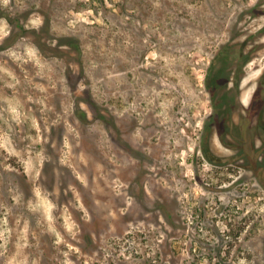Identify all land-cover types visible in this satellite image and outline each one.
I'll return each instance as SVG.
<instances>
[{
  "label": "rangeland",
  "instance_id": "1",
  "mask_svg": "<svg viewBox=\"0 0 264 264\" xmlns=\"http://www.w3.org/2000/svg\"><path fill=\"white\" fill-rule=\"evenodd\" d=\"M245 39L246 106L264 0H0V264H264V146L209 92Z\"/></svg>",
  "mask_w": 264,
  "mask_h": 264
},
{
  "label": "flooded vegetation",
  "instance_id": "2",
  "mask_svg": "<svg viewBox=\"0 0 264 264\" xmlns=\"http://www.w3.org/2000/svg\"><path fill=\"white\" fill-rule=\"evenodd\" d=\"M249 36L251 37L253 35L251 34ZM248 45H249L248 39H245L243 40L240 47L236 48L235 45L230 47L229 49L226 48V46H224V48L221 47L222 51L221 52L219 51V53H217L216 56H219L221 54L222 59L225 60L222 65H225L227 66L228 69L231 68L233 70H229V71L226 70L222 72L219 69L220 67L217 69L215 68L212 71L213 79L209 85V92L211 95V100L213 101V106L215 107V115L223 116L225 113L229 112L232 102H234L233 105H236L238 107L236 109L238 113L239 111H242L239 113L241 114L242 119L238 126L242 132V134H240L239 136L240 138H238L241 142L245 143V137H246L245 132L247 129L253 127V129H255L257 133L258 138L261 139V144L264 146V101L261 100L260 98L261 96L258 97L259 93L257 92L258 90L257 88L264 85V80L262 79L264 76V70L262 71V73H260V76H259V80H258L257 87L255 90V92L257 93H255L252 96V99L249 102V104L246 103V106H245V101H244L245 99L241 98L240 92H237V89H240L242 87L241 85L247 75H246L245 70L244 72L242 71L239 74L236 70L241 68L240 66L244 68L251 61V58L253 57V55L251 57L249 54L252 52L251 50L254 47L252 49L246 50ZM242 50L244 51V54L246 55V59H244V61L240 55L242 53ZM258 50H260V47ZM230 63H232L231 64L232 67H230L231 66ZM223 73L227 75L221 78L220 74H223ZM259 100H261L260 103L258 102ZM240 106L242 110H240ZM218 107H220L221 110H219ZM220 119H221L220 121L224 125L225 120L223 121L222 118ZM220 121L219 120L215 121L216 122L215 126H217V124L220 123ZM224 126H225V130L228 131L229 129L226 127L227 125H224Z\"/></svg>",
  "mask_w": 264,
  "mask_h": 264
},
{
  "label": "clouds",
  "instance_id": "3",
  "mask_svg": "<svg viewBox=\"0 0 264 264\" xmlns=\"http://www.w3.org/2000/svg\"><path fill=\"white\" fill-rule=\"evenodd\" d=\"M5 3H7V0H5ZM51 208V205H49V209ZM71 226L69 225V228H70Z\"/></svg>",
  "mask_w": 264,
  "mask_h": 264
}]
</instances>
